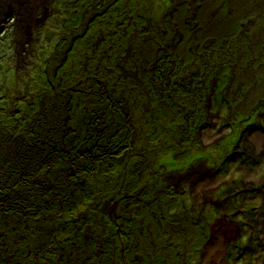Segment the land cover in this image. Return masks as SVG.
Listing matches in <instances>:
<instances>
[{
	"label": "rangeland",
	"instance_id": "rangeland-1",
	"mask_svg": "<svg viewBox=\"0 0 264 264\" xmlns=\"http://www.w3.org/2000/svg\"><path fill=\"white\" fill-rule=\"evenodd\" d=\"M166 45L179 82L195 80L168 111L154 85ZM77 58L90 72L75 69ZM112 98L127 105L117 115L126 149L82 153L84 120L111 109ZM175 125L190 132L162 130L177 133ZM4 126L76 139L67 160L80 165L85 155L96 175L85 167L51 180L50 168L35 178L29 154L23 170L16 155L1 160L15 187L0 206V264H38L46 254L44 264H121V256L150 264L167 247L159 261L264 264V0H0V146ZM76 192L88 199L69 227L59 214ZM58 225L71 242L45 250Z\"/></svg>",
	"mask_w": 264,
	"mask_h": 264
},
{
	"label": "trees",
	"instance_id": "trees-1",
	"mask_svg": "<svg viewBox=\"0 0 264 264\" xmlns=\"http://www.w3.org/2000/svg\"><path fill=\"white\" fill-rule=\"evenodd\" d=\"M200 32H202V30H200ZM168 50L170 51V48ZM168 53L169 52H167V54ZM165 55L166 54H162L161 59H159V65H158L159 68L156 70L158 77H157V81L154 85L160 86V88H161L160 89V96H158V97L160 98L161 107L163 109H165L166 111H168L167 108L173 107V105L177 104V102L180 101L179 100L180 98L182 100L183 97L188 96V94H189L188 92H189L190 88L192 87V85H194L193 82L195 80L191 81L190 78L184 77L183 78L184 82L183 83L179 82L180 81L179 77L181 75H183L182 71H180V69H179V71H176V69H172L173 64L170 62L171 58H169V56L167 58L163 57ZM169 79H173L174 83H168L167 80H169ZM194 87H195V85H194ZM197 97H198V94H197ZM203 98H204V96H202L200 99L202 100ZM110 103L112 105L111 109L109 108V106L102 107L100 109L101 118L96 117L93 122H90L88 125L86 124V126L84 127V130H85L83 132L84 136H79V139H78L79 144L77 145V146H81V149L83 151L82 153L89 154V153L94 152V150L98 151L100 148L99 146H101V145L105 146V145L113 144V147H115L116 144H119V142L121 143V145L123 147L126 146L125 145V139L122 137H119V135H118V133H122L123 131H125L124 130L125 127L123 125L124 123L116 121V120H117V115L121 114L122 109L126 110L127 105L125 104V100H121L120 98H118V99L112 98ZM128 103H130V101H128ZM187 106H188V104L186 106H184V108L186 109ZM71 113H72V111L69 110V114H71ZM190 121H191V119L187 123L189 124ZM75 122H78L77 116H72V119L69 118V120H68L69 124H71V123L74 124ZM120 124H122V125H120ZM74 125L76 126V124H74ZM75 126L71 125V128H74ZM78 130L79 129H77L74 132V134H76V132ZM187 132H190V130L189 129L187 130L186 128H184L182 131L177 132V136H181L183 133H184V135H187ZM74 134H70V135H74ZM10 136H11V134L6 135V136L3 135L2 139L3 140H9V139H6L5 137L12 138ZM113 137H117V140L112 141L111 138H113ZM56 138H57L56 140H53V138H51L47 142V144H44V145H40L39 142H37L35 144H32V143L31 144H25L24 143L25 144L24 145L23 142L18 140L16 143H14V148L12 145H11V147H9L10 141H3L2 140V142H4V143L0 146V161L4 159L3 161L9 162L10 157H12V155H16V157L18 156L16 158V160H18L16 168H17V170H19V169L23 170L24 167H23L21 162L24 159H22V157L27 155V153L29 152L28 154L31 156L30 157L31 161L27 162L28 166L25 169H29L30 170L29 173H31L35 178H36V176L38 177V175L40 173L45 172L47 169L51 168V170L54 169V171H52L53 176L51 177V180H53L55 178H57L58 180H61V179H63V176H70L72 173L76 174L75 170L78 172V169L80 168V170L82 171L85 169V167L90 169L89 174H90V176L93 174L92 175V177H93L95 174V171H93V169H92V167H93L92 162L85 155H82V157L79 158V160L81 162L80 165H77L76 163L70 164L71 160H67L68 158H70L73 155L72 152L75 151V149H76V148L74 149V147H73V146H75L74 143L76 142V139L73 142V140L70 139L68 136H66V138H63V137H61V138L56 137ZM127 141H128V139H127ZM163 142H164V140H162V139L159 140V143H163ZM5 144H7V145H5ZM100 151L105 153L101 148H100ZM65 153L66 154L72 153V154H71V156L70 155L68 156V155H65ZM114 153H115V149L110 150L109 152H107V156L110 154L109 156L113 157ZM107 156L105 157L106 159H107ZM20 160H21V162L19 165ZM36 160L43 162L44 169H40L43 167L36 165ZM63 160H66L68 162L69 165L67 167H66V165L63 166L64 165ZM59 165H62V166L60 167ZM81 165L83 166V168H81ZM58 167H60V168H58ZM70 167L72 168V172L69 171ZM81 173L86 174L85 172H81ZM8 174H9V172H8ZM8 174H6V177L3 178L2 181H0V206H3L2 203L7 201V200H5V198L11 194V193L5 194L6 192H9V190H7V186H9L10 189H13L15 187V186H13L14 185V182L12 180L13 176L11 175L13 173L11 172L10 176H8ZM22 174H24V173H22ZM34 177H31L32 180H29L28 186L32 185L33 188L38 189L39 183L37 181L33 180ZM60 182H62V181H60ZM60 182L56 181V183H58V184H60ZM65 182H66V180H65ZM10 185H12V186H10ZM42 187L44 188L43 184H42ZM43 188H42V190H43ZM46 192H45V190H43V193H46ZM99 193H96L95 195H98ZM75 195H77V197H75ZM83 197L88 199V197L85 196L84 194H80V193L76 192L73 196V199H77V200H74L73 203L71 201L68 202L71 204L64 203L61 207L62 209L60 208L62 210V212L59 214V217L63 219L64 223L67 222L69 227L71 226L70 223L74 222V221H72V219H74L76 217V215H74L72 213H73L74 209H76L79 205L82 204L81 198H83ZM50 201H54V199H51ZM151 202L154 203L153 200H151ZM123 206L124 205H122V207ZM48 215L54 216L55 212H50V213H48ZM69 215H70V217H69V219H67ZM61 229H62L61 225H58L57 233L55 235L50 234L51 236H53V238L48 239L46 241V244H48V245H47L45 250L50 249L51 246H53L55 243L57 244V242H63V243L71 242V234H72L71 229L67 228L66 231L64 232V234L60 233V232H62ZM65 235H67V236H65ZM67 246H68V243L65 245V247H67ZM57 248L55 247L53 249L54 255L58 250ZM163 253H165V252L160 253L159 257H157L155 259V261H152V263H150V264H176L177 263L176 257H173V256L170 257V259H165V260L163 259V260L159 261L158 258H160V256L164 255ZM68 254H69V252L66 253V255H68ZM167 255L171 256V254H167ZM153 257L154 256H151V258H153ZM49 258H50V255L46 254L45 259L49 260ZM146 258H144V259H146ZM64 259L65 258L62 257L61 264H68L67 262L63 261ZM121 259H122V256L118 259L121 264L126 262L125 259H124L125 261H123V259L122 260ZM44 260H39L38 264H44ZM82 260L83 261L81 264H88V262H85L86 258L83 257ZM172 260H174V262ZM14 264H21V263L19 261H15ZM50 264H52V263H50ZM75 264H77V262Z\"/></svg>",
	"mask_w": 264,
	"mask_h": 264
},
{
	"label": "bare ground",
	"instance_id": "bare-ground-1",
	"mask_svg": "<svg viewBox=\"0 0 264 264\" xmlns=\"http://www.w3.org/2000/svg\"><path fill=\"white\" fill-rule=\"evenodd\" d=\"M161 48H162V49L160 50V52H161V54H162V52H169L168 49H169L170 47H169V46H166V47H161ZM158 50H159V49H157L156 51L158 52ZM160 57H162V56H159V58H160ZM79 61H81V60L78 59V58L75 59L74 64H73L74 67H75V69L77 68V69H78L79 71H81L82 73H85V72H86L85 70H88L87 73L90 72L91 69L89 70V68H90L91 64L88 63V61H84L85 63L79 65V64H77V62H79ZM187 76H188V78H190V79L192 80V75H191V74H187ZM86 78H87V80H92V78H91L90 76H87V74L85 75V79H86ZM100 82H101V80H100ZM167 82H168V83H174V82H173V79H169V80H167ZM168 83H167V84H168ZM95 85H96V84H95ZM97 85H98V84H97ZM93 86H94V85H93ZM148 103H149L150 105H152L151 102H148ZM145 107H146V106H145ZM100 109H101V108H100ZM125 111H127V110H125ZM117 112H118V111H117ZM154 114H156V115H154ZM154 114H153V115H154L155 117L158 118V119H156L157 121L162 119V116H158V113H154ZM118 118H119V117L117 116V120H116V121H118ZM163 118H166V116H163ZM77 119H78V118H77ZM122 122H123V123H126L125 120H122ZM127 122H128V123H131L130 120H128ZM168 127H170V126H164V127H162V130H163L166 134H168V135H176V136H177V133H171V134H170V131L168 130ZM170 129H171V131H172V130H174V131H179V132L182 131L180 127H177V128H176V125H175V127H172V128H170ZM55 132H56V131L52 132V134H55ZM55 136H56V137H60V138L63 137L62 134H58V133L55 134ZM111 140H112V141H116V140H117V137H113V138H111ZM46 141H47V140H45V139H44V140H37V142H39L40 145L47 144L48 141H47V142H46ZM81 141H82V140H81ZM125 149H126V146H125ZM28 153H29V152H28ZM28 153H27V155H28ZM27 155L23 156L22 159H26ZM17 157H18V156H17ZM17 157H16V158H17ZM16 158H15V159H16ZM36 165L43 167V162H41V161H37V160H36ZM25 166L27 167L28 164H26ZM10 168H11V170H14V168H13L12 165H11ZM40 169H44V167H43V168H40ZM93 169H94V168H93ZM36 170H37V169H36ZM8 171H9L8 176H10V174H11V171H10V170H6L5 173H7ZM37 171H38V170H37ZM98 171H99V170H98ZM101 172H103V171H101ZM11 175L14 177L13 174H11ZM5 177H6V174L0 172V180H3V178H5ZM149 202L152 203L151 200H150Z\"/></svg>",
	"mask_w": 264,
	"mask_h": 264
}]
</instances>
